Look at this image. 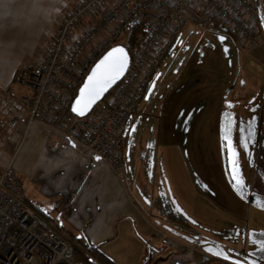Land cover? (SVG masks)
I'll return each mask as SVG.
<instances>
[{
    "label": "crops",
    "instance_id": "0c3cea01",
    "mask_svg": "<svg viewBox=\"0 0 264 264\" xmlns=\"http://www.w3.org/2000/svg\"><path fill=\"white\" fill-rule=\"evenodd\" d=\"M26 2L35 9L36 23L0 29V56L14 54L29 39L38 42L49 23L53 1L51 8L49 0ZM253 3L264 33V0ZM189 27H182L135 105L122 139L121 176L83 146L26 116L0 118V132L6 131L0 164L13 161L10 156L30 127L38 126L40 134L29 148L32 185L31 193L22 190L24 204L115 264H202L204 257L264 264V45L245 55L222 30ZM22 71L1 65L0 91L12 89L10 81L26 94L25 74L14 81ZM229 117L238 169L233 171L225 140L220 182L213 178L211 159H203L204 172L191 164L187 173L182 143L197 161L203 136L209 152L208 141L213 147L218 143ZM253 129L259 130L257 142L244 148L240 136L254 134ZM234 176L244 181L243 191L234 187Z\"/></svg>",
    "mask_w": 264,
    "mask_h": 264
},
{
    "label": "built area",
    "instance_id": "2783aa9c",
    "mask_svg": "<svg viewBox=\"0 0 264 264\" xmlns=\"http://www.w3.org/2000/svg\"><path fill=\"white\" fill-rule=\"evenodd\" d=\"M62 10L54 14V28L45 36L41 58L24 73L30 93L0 91V115L26 116L30 123L100 157L118 177L126 125L184 25L220 28L245 55L264 45L253 0H80ZM137 23L144 36L121 81L88 116L70 119V102L85 74L116 45L122 32ZM208 260L204 257L202 264ZM0 264H82L73 257L65 235L50 225L41 227L24 204L12 160L0 164Z\"/></svg>",
    "mask_w": 264,
    "mask_h": 264
},
{
    "label": "rangeland",
    "instance_id": "374dc122",
    "mask_svg": "<svg viewBox=\"0 0 264 264\" xmlns=\"http://www.w3.org/2000/svg\"><path fill=\"white\" fill-rule=\"evenodd\" d=\"M52 1L54 3L53 4L54 5L53 13L50 16L49 23H48V20H47V22H45V25L47 24V27L42 28L43 30H42V32H40L41 34H39L38 38L35 40V41L38 40V42H33V40L29 39L25 42L24 48H20V49L15 50L14 54L6 55V56H0V62H1L0 66L3 64L5 66L9 65V66L14 67V68L16 67V69L18 71L23 70L25 72H28V70L31 68V66L34 65V63L39 61V58H41L42 54L44 53V47H45V43H46L45 36L48 35L50 33V31L54 28V23H55L54 14L63 12L62 7L65 4H67L68 6L71 7L72 3H75V2H72V0H69V4L67 2L68 0H49L48 7H50V8H51L50 4ZM48 7L44 6V9H48ZM49 12H50V10H49ZM48 15H49V13H48ZM52 20L54 22H52ZM45 25H44V27H45ZM188 27H189V24H186V26H183V29L184 28L187 29ZM189 28H191L193 30L192 33L194 31H196L195 30L196 27H189ZM44 31H46V32H44ZM41 35H42V38H41ZM175 38H177V37H175ZM200 55L201 54H199L198 56H200ZM23 80L25 83H29V81H30L28 79V77H24ZM7 85H9L15 92L22 95L21 88L17 84H11L9 81L7 83ZM24 91L26 92V94L30 93L29 89H27V90L24 89ZM5 117H6V115L5 116L0 115L1 119H5ZM8 126H9V128L13 129V125H8ZM0 129H2V128H0ZM5 132L6 131L0 132L1 141L6 137ZM258 132H259V130L253 129L252 133H254V134L240 136L241 145H243V142H242L243 138L245 139L244 143L247 144V148H249V144H251L253 142H257ZM39 134H40V131H38V126H36V125L31 126L30 129L28 130L27 134L25 135L24 142H22L23 143L22 146L19 149H17L14 153H12L10 156L13 159V161H12L13 170L16 172V175L20 181L22 190L24 192H26V194L31 193L30 191H31V185H32L30 182V176H29V167H30V164H29L30 163L29 162V156H30L29 148H30V144L33 141L34 137L38 136ZM217 137H218V140H217L218 143L216 142L214 147L208 141V144L212 148L209 150V152H206L205 146L207 144V141L205 139V136H203L204 150L199 151V156H201V157L198 158V156H197L198 162L195 160V158L193 156H192V158H190L189 151L186 150L184 143H182L183 151L181 152V158L183 160V164H185V166H183V169L187 170V173H188V170L193 169L191 167V164L192 165L198 164L197 168L196 167H194V168L198 169L199 173L204 172L206 166L203 163L204 162L203 159H205V160L211 159L212 162L214 163L213 164L214 167L212 168L213 173H214L213 178L216 181L220 182V180L222 179V176H223L222 174L225 173V170H224V167H220L218 165L223 164V160L225 157V151L223 149H225L226 146H225V143H223L225 141L224 135L219 134ZM232 137L233 136H231V138ZM235 145H236L235 142H232V147H235ZM211 152L213 153L212 156H210ZM236 153H237V151H236ZM227 154H228L229 161L232 158L238 157L237 155L235 157H230L229 152H227ZM11 158H10V160H11ZM200 160H202V161H200ZM221 170H222V173H221V175H219L220 174L219 171L221 172ZM199 175H201V174H199Z\"/></svg>",
    "mask_w": 264,
    "mask_h": 264
},
{
    "label": "snow or ice",
    "instance_id": "6c2138e0",
    "mask_svg": "<svg viewBox=\"0 0 264 264\" xmlns=\"http://www.w3.org/2000/svg\"><path fill=\"white\" fill-rule=\"evenodd\" d=\"M223 40V37H221ZM127 67V55L124 53L123 48H114L110 51L103 60L99 64H97L96 69L93 71L92 75L89 76V83L81 89V98L84 97L85 93H87L88 101L84 104L83 107H73V112H77L79 115L83 116L85 114V109L89 107L92 103H94L100 95L107 90L108 87L111 86L117 79H119ZM82 99H78L76 101V105H81ZM229 122L226 126L224 139L227 141L228 150L230 157H235L237 155L235 149L232 147V139H231V118H228ZM243 131V130H242ZM251 135V133H250ZM243 147L247 148V144L243 143ZM96 159H100V157H96ZM231 164L234 166L233 171L235 172L238 169V164L235 159L230 160ZM235 185L238 191H243L244 189V181L236 176H234ZM262 248H264V242H262ZM208 251H212V249H208ZM215 255H221V252H215Z\"/></svg>",
    "mask_w": 264,
    "mask_h": 264
},
{
    "label": "trees",
    "instance_id": "16d2710c",
    "mask_svg": "<svg viewBox=\"0 0 264 264\" xmlns=\"http://www.w3.org/2000/svg\"><path fill=\"white\" fill-rule=\"evenodd\" d=\"M221 30L220 28H218ZM144 36V31L142 29L141 24L137 23L134 24L130 30L124 31L121 33V35L118 37L116 41V45H122L126 48L129 55L132 56L136 48L138 47V44L142 37ZM25 73V71H22L21 73H16L14 77V81L19 79V75ZM86 75V74H85ZM82 83V82H81ZM81 85V84H80ZM78 90V89H77ZM75 91L72 100L74 99L76 92ZM71 100V102H72ZM70 102V103H71ZM70 107V106H69ZM68 115L70 119H75L71 113L70 109H68ZM33 214L35 215L36 219L38 220V223L41 227H45L46 225L52 226L55 230L60 231L58 227L55 226L54 222L50 219V217L45 214L43 211L38 210L36 207H34ZM62 234L65 235V237L69 240V242L72 245L73 248V257L82 264H115L112 261H110L107 257H105L98 248L87 242L85 239H79L73 235H70L68 233H64L60 231ZM206 264H223L217 260H208Z\"/></svg>",
    "mask_w": 264,
    "mask_h": 264
},
{
    "label": "clouds",
    "instance_id": "9594fccd",
    "mask_svg": "<svg viewBox=\"0 0 264 264\" xmlns=\"http://www.w3.org/2000/svg\"><path fill=\"white\" fill-rule=\"evenodd\" d=\"M26 0H0V29L11 26L26 27L36 23Z\"/></svg>",
    "mask_w": 264,
    "mask_h": 264
},
{
    "label": "water",
    "instance_id": "95a60500",
    "mask_svg": "<svg viewBox=\"0 0 264 264\" xmlns=\"http://www.w3.org/2000/svg\"><path fill=\"white\" fill-rule=\"evenodd\" d=\"M114 48H123L124 53H126V55H127V67L125 68V70H124V72H123V75H122L119 79H117L114 83H112L111 86L108 87L107 90L104 91V92L100 95V97H99L94 103H92L89 107H87V108L85 109V114H84L83 116L79 115L77 112H73V110H72L73 107H83L84 104L87 103V101H88L87 93H85L84 97L81 98V89L84 88V86H85L86 84L89 83L88 78H89V76L92 75L93 71L96 69L97 64H99V63L101 62V60H103L104 57H105L110 51H112V49H114ZM130 59H131V56L129 55V53H128V51L126 50V48L123 47L122 45H115L113 48L107 50L104 54H102V55L97 59V61L92 65V67L89 69V71H88L87 74L85 75V77H84V79H83L81 85L79 86V88H78V90H77V92H76V95H75L74 99L72 100V102H71V104H70V107H69V109H70V113H71L74 117H76V118H83V117L88 116V115L92 112V110L95 108V106H96L100 101H102L103 98H104V97H105V96H106V95H107V94H108V93H109V92H110V91H111V90H112V89H113V88H114V87H115V86L121 81V79L123 78V76L125 75V73H126V71H127V69H128V66H129V63H130ZM78 99H82V103H81V105H76V101H77Z\"/></svg>",
    "mask_w": 264,
    "mask_h": 264
}]
</instances>
